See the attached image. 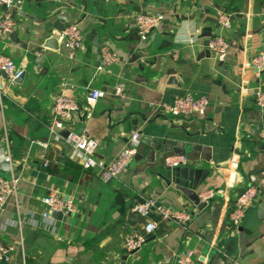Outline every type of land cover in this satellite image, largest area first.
<instances>
[{
    "label": "crops",
    "instance_id": "1",
    "mask_svg": "<svg viewBox=\"0 0 264 264\" xmlns=\"http://www.w3.org/2000/svg\"><path fill=\"white\" fill-rule=\"evenodd\" d=\"M138 12L164 15L144 41L134 27ZM218 12L229 14V28L218 24ZM59 16L82 32V46L72 53L60 45L41 47L57 33ZM13 20L15 36H0V54L24 73L20 82L5 75L0 87V176L18 179L15 195L0 210V241L8 250L0 264H175V253L187 249L196 264H264V217L256 202L264 194V109L254 102L264 72L256 76L251 65L264 49V0H21ZM213 35L227 40L232 63L218 66L205 44ZM103 47L117 59L99 69ZM39 50L41 65L34 54ZM116 83H124L125 98L112 94ZM90 88L106 92L86 117ZM60 93L80 105L67 129L96 142L101 165L127 144L135 122L139 141L182 142L187 166L207 169L197 190L219 193L198 210L166 185L163 159L175 151L162 147L152 162L132 159L116 177L100 165L83 169L68 158L61 130L49 136L52 102ZM185 93L207 97L202 116H170L149 105ZM137 150L146 149L139 143ZM248 186L257 198L233 226L231 202ZM49 193L71 200L74 211L43 217L42 198ZM147 199L187 211L190 220L183 225L153 210L154 230L127 255L123 238L142 226L126 227V212Z\"/></svg>",
    "mask_w": 264,
    "mask_h": 264
},
{
    "label": "built area",
    "instance_id": "2",
    "mask_svg": "<svg viewBox=\"0 0 264 264\" xmlns=\"http://www.w3.org/2000/svg\"><path fill=\"white\" fill-rule=\"evenodd\" d=\"M21 0H0V7L2 8L0 16V36L7 35L13 30L15 25L11 12L20 4ZM164 15L162 13H145L138 12L134 16V27L140 41L147 39L152 30L157 28ZM218 24L227 29L230 27V16L225 12H218L216 16ZM57 43L70 53L79 49L82 46L83 35L78 23L69 22L61 31L55 34ZM208 48L214 58L222 59L228 51L227 40L222 35H213L209 38ZM35 55H41V50L34 52ZM117 55L106 47H103L99 56V69H104L111 63L116 61ZM251 65L255 69L254 74L260 76L264 72V49L257 52L251 59ZM3 72L6 76L14 79L23 74V69L18 68L14 61L4 54H0V76ZM105 90L100 88H90L85 97V105L87 109L84 115L87 117L89 111L92 109L96 101L105 94ZM114 96L125 98L126 87L124 83H116L112 88ZM254 102L259 109H264V88H256L254 93ZM208 104V99L205 95H195L192 93H185L182 95H175L169 102L150 103L153 110H157L163 114L170 116H202L205 113ZM80 105L69 95L60 93L54 97L51 106V117L48 125L50 137L57 136L62 129H67L68 123L72 116L78 112ZM259 137L264 138V128L259 132ZM69 146L68 158L77 161L83 169H91L100 165L103 171L109 177H116L124 172L134 154L137 152L139 146V133L133 131L128 139L127 144L119 150L115 156L109 159L104 165H101L95 155L97 147L96 142L79 132H68L64 138ZM8 161V158H6ZM46 164V162H44ZM163 164L168 167L186 166L188 158L185 154H168L163 159ZM18 179L16 177H2L0 176V210L4 207L8 199L15 195L17 191ZM219 191L213 189H206L199 191L198 197L200 201L208 203ZM258 195L257 189L253 186L244 187L239 190L229 209L228 217L233 226H238L247 210V208L256 200ZM44 210L43 217H50L52 212H62L63 214L71 213L75 207L71 200L64 199L61 196L49 193L42 198ZM156 210L165 220L174 221L186 225L190 220V214L187 211L167 210L155 205L153 199H147L136 206L133 211L140 213L146 218L145 225L142 226L141 231H134L128 233L123 238V249L125 254L138 250L145 242L146 238L152 233L155 228V223L150 221V213ZM7 248H5L0 241V261L6 257ZM175 264H196L193 258L192 250H181L174 255ZM220 264V263H216ZM226 264H232L228 262Z\"/></svg>",
    "mask_w": 264,
    "mask_h": 264
},
{
    "label": "water",
    "instance_id": "3",
    "mask_svg": "<svg viewBox=\"0 0 264 264\" xmlns=\"http://www.w3.org/2000/svg\"><path fill=\"white\" fill-rule=\"evenodd\" d=\"M16 8L12 9L11 16L13 17V13ZM61 21L56 22L55 24V30L56 31H61L64 28V23L62 22L63 20H67L66 17L59 16ZM8 36L13 39L15 36V31H11L8 33ZM96 38V37H95ZM209 40L205 41V44H208ZM232 45V44H231ZM235 47V45H232ZM41 47L43 48H50L53 50L58 49L59 44L57 43V39L55 35H49L47 36ZM209 55V54H208ZM233 57V54L231 53H225V55L222 57V59L217 60L218 66H222L223 62H228L232 63L231 59ZM44 56L39 55L35 58L36 62H39L41 65V62L43 61ZM234 64V62H233ZM255 72V69H253ZM24 73V72H23ZM5 77V74L1 72V77H0V87L2 86V78ZM23 77V74L20 75L19 77H16L13 79L14 82H20ZM132 112H128L125 115V119H127ZM85 116V115H84ZM144 120H147L145 117L142 116ZM149 122V120H147ZM134 126L132 127V130H136L135 122H132ZM69 130L68 129H62L60 131V134L62 135L63 138H65L68 134ZM167 139L164 138L162 140H159L158 138H154L153 140H150L148 136H143V138L140 140V143L145 147L146 150L144 151H138L134 154L133 159L135 160H141L145 158L148 162H152L154 158V153L156 149H161L162 150H174L175 153L178 154H185V149H184V144L182 142H176L173 141L171 142V145L168 146L166 145ZM174 146V147H173ZM190 146L192 147H197L195 144L190 143ZM163 170L160 173L161 177L163 178L164 182L166 185L171 186L172 189L179 191L182 193L191 203L192 205L197 208L198 210H202L205 208L207 203L200 201L198 197L199 191L197 190L201 182L203 181V178L205 177V174H207V169H203L200 167H195V166H177V167H168L163 165ZM257 204H258V216L259 217H264V194H262L258 199H257ZM155 205H158L157 202H155ZM62 212H52L51 216L55 218H61L62 217ZM125 223L126 227H134V226H143L146 223V218L141 215L140 213L134 212L133 210L129 209L126 212L125 215ZM4 258L2 259V261Z\"/></svg>",
    "mask_w": 264,
    "mask_h": 264
},
{
    "label": "trees",
    "instance_id": "4",
    "mask_svg": "<svg viewBox=\"0 0 264 264\" xmlns=\"http://www.w3.org/2000/svg\"><path fill=\"white\" fill-rule=\"evenodd\" d=\"M66 162H69V163H70V161H69V160H66Z\"/></svg>",
    "mask_w": 264,
    "mask_h": 264
}]
</instances>
